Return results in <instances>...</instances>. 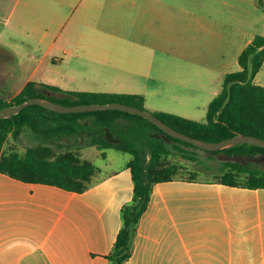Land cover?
I'll return each instance as SVG.
<instances>
[{
  "label": "crops",
  "instance_id": "crops-1",
  "mask_svg": "<svg viewBox=\"0 0 264 264\" xmlns=\"http://www.w3.org/2000/svg\"><path fill=\"white\" fill-rule=\"evenodd\" d=\"M262 19L264 0H0V62L25 74L3 73L17 93L30 80L73 90L53 76L62 69L111 86L91 91L204 122ZM254 82L264 86V60ZM130 160L83 192L0 173L11 178L0 181V264H110ZM124 264H264V188L155 183Z\"/></svg>",
  "mask_w": 264,
  "mask_h": 264
},
{
  "label": "trees",
  "instance_id": "trees-1",
  "mask_svg": "<svg viewBox=\"0 0 264 264\" xmlns=\"http://www.w3.org/2000/svg\"><path fill=\"white\" fill-rule=\"evenodd\" d=\"M264 60V36L256 35L238 57L240 69L225 75L221 91L210 101L204 122L166 111L152 112L175 129L207 141H220L238 133L264 139V86L254 82ZM32 97L49 98L64 105L120 102L142 109L144 97L134 93L64 90L56 85L30 80L9 100L0 98V108ZM28 130L39 143L24 154H5L2 146L9 134L18 137ZM66 147L56 152L49 144ZM83 146L114 148L131 155L128 166L133 196L120 208L122 225L107 258L110 264H124L131 255L139 219L146 210L153 185L174 179L173 167L159 169V160L177 150L196 160L198 151L219 161L220 183L264 188V147L239 143L208 151L176 138L146 118L119 109L58 112L31 104L18 113L0 119V173L24 181L54 185L83 192L88 188L94 164L80 160L75 151ZM102 155H105L103 152ZM188 179H195L190 177Z\"/></svg>",
  "mask_w": 264,
  "mask_h": 264
},
{
  "label": "rangeland",
  "instance_id": "rangeland-1",
  "mask_svg": "<svg viewBox=\"0 0 264 264\" xmlns=\"http://www.w3.org/2000/svg\"><path fill=\"white\" fill-rule=\"evenodd\" d=\"M253 30L264 34V19L253 24ZM31 54H37L35 51L31 50ZM36 61V56L29 58L26 63L28 65L33 64ZM6 62V61H5ZM0 62V98L3 100H9L17 91H13V86L11 78L7 80L6 76L3 75L5 71H11L15 74L17 80L20 79V83L23 82L25 74L22 76L23 71L19 66L10 67L9 63ZM65 70L60 69L59 73H53L54 77H57L59 82L66 88L73 90H93L97 88H110L108 83L101 82L100 79H96L94 76H85V74L77 73L72 74V76L64 75ZM20 74V75H19ZM130 88V87H129ZM130 93V92H126ZM204 117V115H202ZM39 143L33 138L32 134L28 130H24L18 137H13L11 134L7 136L2 146V151L5 154L11 152H17L19 154H24L27 148L31 145ZM56 152H62L66 150L64 146H58L55 144H49ZM72 150L75 151L76 155L80 160H89L95 166V171L91 174L90 181L92 179L101 178L111 174L115 170L120 169L123 164L131 158L129 153L118 151L114 148L106 149V155H102L101 151L95 146H83L79 149ZM104 158H103V157ZM196 160H190L183 157L177 150L168 156H162L159 160V169L173 167V174L175 178H190L195 177V179L200 180H213L220 175L221 171L219 169V161L223 158L222 155H215L210 158L207 153L198 151ZM264 167V164L260 165ZM9 179V180H8ZM11 178H3L0 174V181L7 180L10 181ZM12 181V180H11ZM1 191V189H0ZM12 197V194H9Z\"/></svg>",
  "mask_w": 264,
  "mask_h": 264
},
{
  "label": "water",
  "instance_id": "water-1",
  "mask_svg": "<svg viewBox=\"0 0 264 264\" xmlns=\"http://www.w3.org/2000/svg\"><path fill=\"white\" fill-rule=\"evenodd\" d=\"M31 104H39L50 110L68 113V112H84V111H94V110H107V109H119L122 111H127L140 115L147 120L151 121L153 124L161 128L164 132L182 139L184 141L193 143L196 147L208 150L216 151L225 148L232 147L239 143H250L260 147H264V139L258 138L254 135H246L243 133L235 134L232 137L220 140V141H207L204 139L193 137L189 134L183 133L159 117L153 114L147 109H142L133 105L120 103V102H109V103H86V104H76V105H64L52 101L49 98L44 97H32L19 104L9 105L0 108V119L10 117L21 111L23 108Z\"/></svg>",
  "mask_w": 264,
  "mask_h": 264
}]
</instances>
